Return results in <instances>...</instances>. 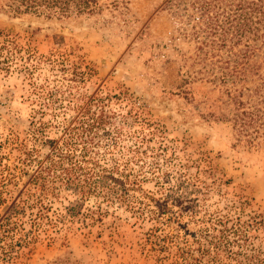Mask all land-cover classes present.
<instances>
[{
	"label": "rangeland",
	"instance_id": "374dc122",
	"mask_svg": "<svg viewBox=\"0 0 264 264\" xmlns=\"http://www.w3.org/2000/svg\"><path fill=\"white\" fill-rule=\"evenodd\" d=\"M197 1L120 0L62 18L19 14L15 0H0V224L11 219L0 225V264H191L187 253L206 252L227 219L244 242L223 264H264V139L238 142L217 119L243 88L211 81ZM93 96L103 105L88 107ZM85 110L115 122L86 157L129 169L138 185L125 199L111 185L109 194L68 191L41 203L30 178L83 151L75 122ZM167 194L185 202L182 215L169 200L158 216L152 199Z\"/></svg>",
	"mask_w": 264,
	"mask_h": 264
},
{
	"label": "trees",
	"instance_id": "16d2710c",
	"mask_svg": "<svg viewBox=\"0 0 264 264\" xmlns=\"http://www.w3.org/2000/svg\"><path fill=\"white\" fill-rule=\"evenodd\" d=\"M15 1L19 3V14L62 18L95 15L102 13L109 5L117 7L122 4L120 0H113L110 4L109 0ZM195 4L198 11L194 19L195 26L203 28L201 33L205 34L199 47L200 56H204L201 62L205 63L208 60L206 66L209 67L211 81L224 86L230 83L235 86L241 84L243 88V95L236 99L229 94V106L232 104L229 116L223 115L217 119L230 124L238 142L246 140L254 144L261 138L264 139V0H198ZM248 82H255L254 87H246L245 83ZM243 96L246 99H243ZM93 103L102 106L103 98L93 96L88 107ZM86 111H82L75 122L78 126L76 130H79L82 137L83 151L80 154L70 153L62 156V165L59 168L52 170L41 167L30 178L29 187L37 189L42 199L41 203L43 198H60L68 191L82 196H89L95 192L109 194L111 185H115L121 199H125L138 185L136 181L129 179L131 175L129 169L120 170V165L102 166L86 157L91 145H99L96 139L100 138L101 129L115 125L106 110L94 113V116H90ZM123 125L119 123L117 128L123 131ZM147 126L151 127V124ZM139 139L142 145L147 140L146 135ZM80 162L86 165H79ZM130 171L133 169L130 168ZM115 172L119 174L118 177ZM152 200L158 209L159 217L169 208L167 205L169 200L179 207V214L182 215L187 209L185 202L172 194ZM28 204L26 206L19 204V221L22 220L23 213L31 208ZM38 214L42 216L41 213ZM10 221L11 219H6L0 225ZM175 222L176 229L185 228L179 221ZM216 224L220 235L206 237L209 245L206 252L202 253L201 249L197 248L190 250L187 253L189 256L187 260L191 264H223L227 259L236 260L242 254L240 248L243 247L244 237L239 231L237 220H218ZM192 236L195 244L202 242L204 238L201 230H197ZM236 245L238 250L234 249ZM208 255L210 259L208 263H204V257Z\"/></svg>",
	"mask_w": 264,
	"mask_h": 264
}]
</instances>
